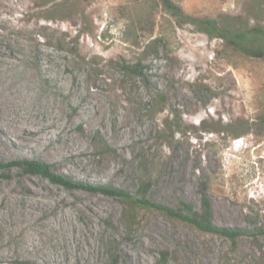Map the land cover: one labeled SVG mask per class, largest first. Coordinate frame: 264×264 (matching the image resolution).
<instances>
[{
    "label": "rangeland",
    "instance_id": "obj_1",
    "mask_svg": "<svg viewBox=\"0 0 264 264\" xmlns=\"http://www.w3.org/2000/svg\"><path fill=\"white\" fill-rule=\"evenodd\" d=\"M0 0V159L199 207L204 185L234 244L115 197L0 169V264H264V56H246L186 16L264 27V0ZM153 39L156 52L142 51ZM144 53V54H142ZM141 59L150 87L123 69ZM163 96L159 101L157 94ZM242 133L234 137L233 130ZM108 149H106V148Z\"/></svg>",
    "mask_w": 264,
    "mask_h": 264
},
{
    "label": "trees",
    "instance_id": "obj_2",
    "mask_svg": "<svg viewBox=\"0 0 264 264\" xmlns=\"http://www.w3.org/2000/svg\"><path fill=\"white\" fill-rule=\"evenodd\" d=\"M255 2L256 0L252 3L253 9L256 8ZM164 4L170 14L184 17L181 8L174 2L164 0ZM186 18L209 36L220 39L227 47L240 51L246 56H264V27L259 26L255 21L251 26H248L249 20H247L245 21L246 23L240 24L238 27H230L221 23L219 24L217 20L213 19L192 16H186ZM157 45L158 40L153 39L143 46L142 51L144 53L148 51L156 52ZM123 69L127 74L140 80L146 87H150L149 75L141 59L132 64L124 65ZM157 98L159 101H163L164 99L159 93L157 94ZM241 133L240 130L236 129L232 132L234 137H238ZM11 167H15L22 175H39L48 179L51 183L62 185L66 189H83L118 198L124 204L122 219L128 232H132L137 225L138 215L135 210L146 209L157 211L168 220L180 221L201 232L224 237L232 244L241 236L255 234L254 230L243 227L218 226L214 224L212 219V201L202 183L199 188V207H196L193 203L180 196L175 198L173 206H169L156 202L146 196V192L152 184L150 180H140L137 190L132 194L109 184H92L63 173H56L51 169L50 164L37 158L22 157L10 161H2L0 159V169ZM259 231L264 233V230L259 229ZM109 244L107 249V264H118L121 255L118 252L117 244L113 241ZM172 255L169 250L162 249L158 252V258L154 264H169V259Z\"/></svg>",
    "mask_w": 264,
    "mask_h": 264
}]
</instances>
